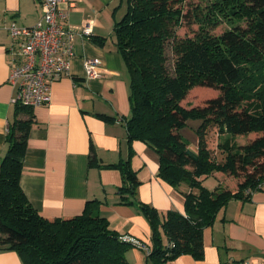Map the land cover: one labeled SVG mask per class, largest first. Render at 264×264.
I'll list each match as a JSON object with an SVG mask.
<instances>
[{
	"label": "trees",
	"instance_id": "trees-1",
	"mask_svg": "<svg viewBox=\"0 0 264 264\" xmlns=\"http://www.w3.org/2000/svg\"><path fill=\"white\" fill-rule=\"evenodd\" d=\"M119 1L126 13L114 32L130 77L128 141L145 142L157 153L159 177L167 183L190 187L185 214L162 215L139 201L141 183L129 160L105 167L122 174L118 204L136 208L151 226L152 246L149 253L143 251L146 264H166L183 255L202 260L204 230L231 200L250 199L264 180V0H210L205 8L190 0ZM223 23L227 30L211 32ZM193 24L199 25L194 37L179 35ZM91 39L105 44L104 39ZM198 87L219 90L220 95L201 106H185ZM32 110L16 106L6 137L8 152L0 165V248L16 251L24 264H129L133 245L110 228L100 201H89L79 216L55 220L30 204L21 176L35 122ZM190 120L202 121L197 153L181 133ZM211 127L228 136L220 146L224 162L209 148ZM250 134L258 137L246 145L236 143V137ZM96 160L91 145V167L99 166ZM215 173L237 179V189L203 186Z\"/></svg>",
	"mask_w": 264,
	"mask_h": 264
},
{
	"label": "crops",
	"instance_id": "crops-1",
	"mask_svg": "<svg viewBox=\"0 0 264 264\" xmlns=\"http://www.w3.org/2000/svg\"><path fill=\"white\" fill-rule=\"evenodd\" d=\"M119 5V0L61 5L62 11L69 12L70 25L90 24L92 36L104 39L105 44H95L92 36H76L70 74L53 83L48 105L32 110L35 122L29 133L21 188L30 204L49 220L79 216L89 201H100L101 214L112 230L151 249L149 222L136 208L118 204L122 174L105 166L129 160L141 183L138 200L162 215L169 211L185 214V194L191 189L185 183L174 187L159 177V157L147 143L128 141L125 119L131 115L130 77L116 49L114 32L126 6ZM41 16L38 0H0V165L8 152L6 137L17 106L12 102L17 89L9 83L13 40L8 28L12 23L32 27ZM85 59L102 63L100 78L86 77ZM100 115L115 121L106 122ZM91 145L99 166L91 167ZM190 148L197 153L199 143ZM219 185L236 190L238 180L224 173L203 180L211 191ZM203 240L202 260L183 255L166 264H264V187L250 199L231 200L204 230ZM127 259L129 264H146L147 255L132 247ZM0 264L24 263L16 251L0 248Z\"/></svg>",
	"mask_w": 264,
	"mask_h": 264
},
{
	"label": "built area",
	"instance_id": "built-area-1",
	"mask_svg": "<svg viewBox=\"0 0 264 264\" xmlns=\"http://www.w3.org/2000/svg\"><path fill=\"white\" fill-rule=\"evenodd\" d=\"M42 16L32 27L12 23L8 28L13 44L9 83L17 89L13 104L35 109L51 101L53 83L70 74L75 57L76 36L91 37L90 24L74 27L69 24V12L61 5L74 7L81 0H38ZM84 67L88 79L100 78L102 63L97 59H85ZM264 180L259 186L263 189ZM133 247L150 252V247L133 237L124 236Z\"/></svg>",
	"mask_w": 264,
	"mask_h": 264
},
{
	"label": "rangeland",
	"instance_id": "rangeland-1",
	"mask_svg": "<svg viewBox=\"0 0 264 264\" xmlns=\"http://www.w3.org/2000/svg\"><path fill=\"white\" fill-rule=\"evenodd\" d=\"M210 0H190V3L193 6H199V7H204L208 5ZM198 24H193L191 27L187 28H182L179 31V35L181 37H186V36H191L194 37L198 33ZM229 28L228 24L223 23L219 24L217 27H214L211 29V32L213 34H221L225 30ZM220 95L219 90L215 89H210V88H195L192 90V92L188 95L186 101H185V106L187 107H196V106H201L204 105L206 101L212 98H216ZM202 121L201 120H190L188 125L183 128L181 133L183 136L190 142V144H198L199 143V135H198V128L201 125ZM226 135H222L219 133L218 129L216 127H211L208 130L207 134V141L209 144V148L212 151L213 157L218 160L219 162H224L226 153L223 149L220 148V146L224 143L226 139ZM258 137L257 134H250L248 136H239L236 137V143L238 145H246L252 140H255ZM226 176V174H225ZM228 178L231 176L227 175Z\"/></svg>",
	"mask_w": 264,
	"mask_h": 264
}]
</instances>
